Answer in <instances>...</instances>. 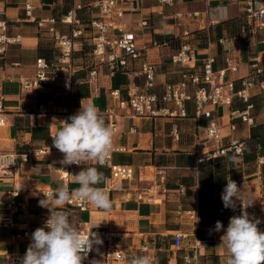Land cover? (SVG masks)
Instances as JSON below:
<instances>
[{
	"label": "crops",
	"instance_id": "crops-1",
	"mask_svg": "<svg viewBox=\"0 0 264 264\" xmlns=\"http://www.w3.org/2000/svg\"><path fill=\"white\" fill-rule=\"evenodd\" d=\"M26 0H0V10H4L7 34H20L21 40L7 45L0 54V153L10 152L16 156L13 168H0V198L8 191L19 189L17 200L29 205L26 218L19 212L15 216V224L11 227L0 226V260H9L15 254L24 256L29 242L22 238L25 229H36L42 216L48 214L46 208L39 206L36 189H55L60 185L74 190L79 187L70 174L78 173L82 167L95 166L104 177L109 169L105 166L82 164L72 167L68 181L63 179L57 169L63 154L52 146V135L61 126L59 107L70 104L74 114L80 109L81 102L96 106L103 114L107 124L106 110L115 107L116 101L109 94L110 87H123L128 82L142 84V77L133 78L129 74L118 72L108 76L104 68L99 74L97 83L87 80L89 57L79 52L72 57L71 87L67 90L64 82L68 76L67 69L54 82L39 83L36 87L23 88L19 79H31L35 75V62L39 57L59 63V50L52 37L44 29H39L35 22L25 16ZM95 0H40L33 14L36 18L52 16L57 20L61 32L68 31V25L59 21L60 16L78 4V16L87 20L97 15L91 8ZM142 8L136 13L126 14L118 21L138 35L140 43L148 40L149 32L137 24V20L149 17L150 34L158 41L168 40L167 45L148 46L147 58L157 63L156 85L153 91L159 93L161 84L177 82L180 78V66L169 61L182 42H188L195 49L196 60L200 63L209 51L215 56L214 68L225 67V48L218 40L225 38L231 47L230 55L234 66L227 69L226 75L239 87V78L253 72L252 59L257 56L258 66L264 70V29L254 33L241 34L240 28L245 23L240 0H174L171 5L157 6L153 0H144ZM154 10L155 12H150ZM161 10L162 13H157ZM198 11V17L174 18L176 12ZM88 48V47H87ZM255 82L264 79V72L252 77ZM118 82L117 84H115ZM250 101L253 104L250 114L252 123L229 116L230 108L243 109L245 103L234 96L230 107L216 106L212 108V116L220 125L225 136L223 142L230 138L242 140L245 144L243 157L235 158L232 152L214 160L197 162L193 152L197 140L198 122L193 118V103L188 102L189 115L170 117L159 114L151 117H130L127 115L117 119L118 132L114 141L126 146V151L115 152L113 160L133 166L135 172L142 164L163 166L167 171V190L157 195L156 201L135 200L134 191L138 188L145 193L148 182L143 178L121 181L107 195L113 202L111 210H102L88 204L85 210L75 206L67 208L70 217L79 230L102 233L114 231L115 242L123 251L124 264L139 255L148 254L155 264H184V257L192 254L187 247L172 249V234L176 230L188 231L190 241L194 238L203 242L197 247L199 264H214L223 261L228 255L220 237L218 242H210L206 238V228L215 226L217 221L227 227L232 217L229 208H225L221 193L226 185L227 177L238 181L245 178L247 185L242 194L246 198L261 204L264 200V164L258 166L257 154H264V94L258 86L250 90ZM123 94V92H122ZM44 104L45 111L39 110ZM168 105L159 101L158 106ZM202 119L200 123H204ZM176 125L178 138L172 136V128ZM43 149L44 152H32ZM27 154V159H23ZM260 174H258V170ZM102 184V183H101ZM101 184L97 185L100 186ZM185 186L186 193L177 191ZM0 203V207H4ZM198 208V220L192 221L185 215L178 216L179 208ZM99 225V226H98ZM98 226V227H96ZM94 227V228H93ZM146 244L148 251L140 248ZM98 249V251L96 250ZM108 264L103 244L94 245L91 260ZM19 264V262H17Z\"/></svg>",
	"mask_w": 264,
	"mask_h": 264
},
{
	"label": "built area",
	"instance_id": "built-area-1",
	"mask_svg": "<svg viewBox=\"0 0 264 264\" xmlns=\"http://www.w3.org/2000/svg\"><path fill=\"white\" fill-rule=\"evenodd\" d=\"M40 0H26L24 3L25 16L29 21L35 22L39 29H44L52 37L56 47L59 50V63L48 61L43 57H39L35 62V75L28 79L21 77L19 79L23 88L36 87L39 83L54 82L61 74L63 68L67 69L68 76L64 82V87L70 90L71 74H72V57L82 48L88 47L89 58L92 61L88 71V82L95 85L99 74L103 69L107 70L108 76H113L117 71L129 74L133 78L142 77V84L139 85L135 81L128 82L123 87H110L109 94L115 99V107L106 110L107 124L114 129L113 148L110 158L107 162L109 169L108 175L105 176L104 182L97 187L103 189L108 194L123 180H132L143 177L148 185L145 193L140 189H136L133 193L135 200H151L156 201L157 195L167 190L166 180L167 171L163 166L155 164H142L138 166L135 172L130 164L118 163L113 160L115 152L126 151V146L116 144L115 135L118 132L117 119L123 115L130 117H151L159 114H165L170 117H185L189 115L187 104L193 103V118L198 122L197 140H200L194 146L193 152L197 162L214 160L222 155L232 152L235 158H242L244 154L245 144L237 138H230L228 143H224V135L221 132L220 125L212 116V107L228 106L230 107L234 96L245 103L243 109L230 108L229 116L231 118H240L242 121L252 123L253 118L250 110L253 105L250 102V90L254 86H258L260 92L264 94V79L255 82L252 78L254 75L264 72L258 66L257 56L252 59L251 66L253 72L245 77H240L239 87H235V81L229 79L226 71L234 66V59L230 55L231 47L225 38H219V42L225 48V67L215 69L213 64L215 56L209 51L207 55L201 59L200 63L192 64L196 60L195 49L188 42L180 43L179 48L169 56V61L180 66V78L177 82H163L159 93L153 91L156 85L157 63L147 58L148 46L160 47L167 45L168 40L158 41L150 34L149 17L140 18L137 24L143 30L149 32L148 40L140 43L138 35L129 30L126 25L118 20L126 14H133L142 8H148L143 5L144 0H95L90 6L98 11L97 15L90 16L87 20L81 19L77 10L81 5L72 7L65 14L60 16L59 21L68 25L67 32H61L57 27V20L52 16L36 18L33 10ZM157 6L171 5L174 0H153ZM245 23L242 24L241 34L247 32H256L264 29V0H240ZM150 12H155L151 10ZM157 13H162L157 10ZM0 14L4 16V10H0ZM198 17V11L192 12H176L174 18L181 17ZM21 40L20 34H7V25L4 17H0V54L4 53L6 47L10 43H16ZM123 92V94H122ZM166 104L172 103L173 107L168 105L158 106V102ZM39 110L45 111L44 104H39ZM60 121L66 120L73 115L71 105L65 104L59 107ZM205 119L204 123H200ZM3 119L0 118V123ZM172 136L178 138V129L176 125L172 128ZM44 152L43 149L33 150L32 152ZM23 159H27L24 154ZM256 161L258 166L264 164V154H257ZM16 164V156L14 153H0V168H13ZM82 164L98 165L96 161H84ZM72 167L78 165L65 166L59 164L58 170L63 179L68 181L69 172ZM260 174L259 169L257 170ZM229 178V177H227ZM234 180V179H233ZM236 181V180H234ZM241 187V196L246 198L242 192L247 185L245 178L236 181ZM227 183V181H226ZM37 196L43 197L42 192H49L52 189L38 188ZM180 194L186 193L185 186L181 185L177 188ZM19 189L8 191L4 198H0V203H4V207H0V226L11 227L15 224V216L19 212L24 218L29 214V205L24 201L17 200ZM87 202L74 198L67 208L75 206L79 210H85L88 207ZM250 215L259 218L262 223L258 227L264 231V200L261 204H254L247 209ZM178 216L185 215L188 219L196 221L198 217V208H179L176 210ZM232 216L240 215L241 208L239 203L235 209L229 208ZM49 214V213H48ZM48 214L42 216L38 221V227L43 226ZM37 227V228H38ZM215 226L206 228V238L210 242L219 241V233L214 231ZM34 229H25L22 238L31 242V234ZM81 234H88L89 230H81ZM95 233V232H94ZM103 241L106 250V260L108 264H124L123 251L117 246L114 231L105 230L97 233ZM191 234L188 231L176 230L172 234V249L178 250L187 247L192 254L184 257V264H199L197 247L203 242L194 238L190 241ZM142 251H148L146 244L140 248ZM94 250V248H93ZM93 250L89 253L88 258L83 261L87 264ZM148 255V254H144ZM150 256V255H149ZM228 256V255H227ZM226 258L214 264H226ZM152 257V256H150ZM22 256L15 254L9 260H0V264H17ZM153 258V257H152ZM175 264V263H173Z\"/></svg>",
	"mask_w": 264,
	"mask_h": 264
},
{
	"label": "clouds",
	"instance_id": "clouds-1",
	"mask_svg": "<svg viewBox=\"0 0 264 264\" xmlns=\"http://www.w3.org/2000/svg\"><path fill=\"white\" fill-rule=\"evenodd\" d=\"M60 122L61 126L51 137L52 146L63 154L62 165L80 166L84 161H96L101 167L107 165L113 148L114 129L106 124L96 106H85L81 102L75 114ZM70 175L78 188L70 190L60 185L52 191L42 192L39 206L46 208L49 214L43 226L32 232L31 242L19 264H83L94 245L103 243L97 233L81 234L67 205L77 198L99 209L111 210L113 202L102 188L97 187L104 182V174L97 167L89 166ZM226 181L221 193L224 207L235 209L239 203L241 208L240 215L232 216L226 228L220 221L215 224L214 231L224 233L220 240L228 254L226 264H264V231L258 227L262 221L247 211L255 201L242 198L241 187L231 177ZM90 264H100V261L93 259ZM127 264L155 262L149 255H139Z\"/></svg>",
	"mask_w": 264,
	"mask_h": 264
},
{
	"label": "trees",
	"instance_id": "trees-1",
	"mask_svg": "<svg viewBox=\"0 0 264 264\" xmlns=\"http://www.w3.org/2000/svg\"><path fill=\"white\" fill-rule=\"evenodd\" d=\"M88 49L89 48H87V47H84V48H82L80 51H79V53L81 54V56H83V57H89V52H88ZM118 72H121V71H117L116 73H118ZM115 73V74H116ZM118 82H116L115 84H117ZM251 102V101H250ZM252 103V102H251ZM253 105V104H252ZM234 109H238V108H234Z\"/></svg>",
	"mask_w": 264,
	"mask_h": 264
}]
</instances>
